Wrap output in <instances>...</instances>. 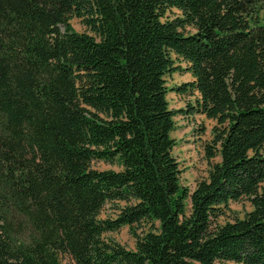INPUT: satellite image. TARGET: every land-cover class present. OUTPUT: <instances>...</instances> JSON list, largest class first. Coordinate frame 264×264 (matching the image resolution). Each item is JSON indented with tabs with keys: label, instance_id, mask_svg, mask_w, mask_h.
I'll return each instance as SVG.
<instances>
[{
	"label": "trees",
	"instance_id": "obj_1",
	"mask_svg": "<svg viewBox=\"0 0 264 264\" xmlns=\"http://www.w3.org/2000/svg\"><path fill=\"white\" fill-rule=\"evenodd\" d=\"M263 11L264 0H0V264H264ZM183 70L192 81L173 91L216 123L207 154L220 158L192 192L167 101L166 77ZM243 200L242 219L217 223ZM123 227L133 249L106 237Z\"/></svg>",
	"mask_w": 264,
	"mask_h": 264
},
{
	"label": "rangeland",
	"instance_id": "obj_2",
	"mask_svg": "<svg viewBox=\"0 0 264 264\" xmlns=\"http://www.w3.org/2000/svg\"><path fill=\"white\" fill-rule=\"evenodd\" d=\"M173 13L176 12H169L168 15L172 17ZM261 17L264 23V12H262ZM69 24L77 33L90 34L88 28L75 17L69 20ZM174 60V66H179L181 69H185V64L183 62H180L175 58ZM191 81V75L185 72V70L177 71L166 77V86L169 90L167 94L169 109L179 111L173 119L174 130L171 133V138L175 141V146L172 150V156L179 163V169L181 171L180 184L181 186L186 187L190 192L195 189L200 181L208 178V173L211 167L220 161L219 156L216 155L209 159L207 154L208 147L214 146L212 141L214 139V127L216 123L194 111L195 96L189 93L178 94L173 91L175 87L190 83ZM188 105H191V108H189ZM212 150L215 151L214 149ZM91 167L98 171L119 170L116 165H110L104 162H93ZM121 205L123 204H106L101 216H113L115 210L114 207ZM187 208H189V204ZM222 209L223 215L217 219V223L221 225L227 222H233L235 219H242L244 214L251 210V207L246 200H243L237 203L229 202L227 207ZM130 229L131 228L129 227H123L115 233L107 234L106 237L114 240L127 249H133L135 240ZM133 229L137 235H141L148 231L150 227L141 224L133 226ZM63 262L64 264H73L66 258Z\"/></svg>",
	"mask_w": 264,
	"mask_h": 264
},
{
	"label": "crops",
	"instance_id": "obj_3",
	"mask_svg": "<svg viewBox=\"0 0 264 264\" xmlns=\"http://www.w3.org/2000/svg\"><path fill=\"white\" fill-rule=\"evenodd\" d=\"M264 12V11H263Z\"/></svg>",
	"mask_w": 264,
	"mask_h": 264
}]
</instances>
